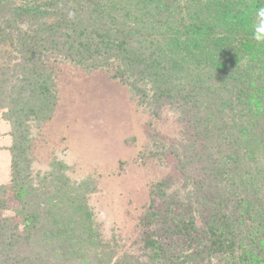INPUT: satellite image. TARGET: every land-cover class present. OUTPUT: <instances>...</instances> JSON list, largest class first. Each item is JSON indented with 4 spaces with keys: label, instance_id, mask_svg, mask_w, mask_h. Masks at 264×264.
<instances>
[{
    "label": "trees",
    "instance_id": "16d2710c",
    "mask_svg": "<svg viewBox=\"0 0 264 264\" xmlns=\"http://www.w3.org/2000/svg\"><path fill=\"white\" fill-rule=\"evenodd\" d=\"M74 1L82 4L77 18L67 11L68 2L57 1L49 3L58 17L54 24L39 23L34 30H18L17 36L1 33L11 24L0 26L1 43L9 40L32 51L20 73L21 81L34 85V94L27 97L33 113L46 117L52 108L51 59H66L84 69L112 68L113 77L139 93L154 111L161 105L180 111L196 135L177 166L185 168L198 155L206 163L198 177H184L185 194L178 189L166 194L176 176L155 185L152 193L162 195L166 204L144 217L150 218L145 226L152 221L156 226L144 237L150 259L159 264H264V42L244 31L236 42L246 43L240 52L230 46L233 39H212L211 32L215 24L225 25L219 16L227 13L229 4L240 1ZM249 1L258 9L264 5V0ZM209 5L215 9L213 16L200 10ZM42 9L38 5L27 13L49 14ZM150 33L156 38L150 40ZM25 110L33 114L31 107ZM89 182L82 181L81 188ZM190 184L195 188H188ZM53 200L46 211L27 214L31 218L24 220L30 223L21 230L0 221V264H60L50 251L57 243L70 248L75 237L68 234L79 228L64 215V205ZM78 209L87 219L91 216L84 205ZM89 239H81L79 250Z\"/></svg>",
    "mask_w": 264,
    "mask_h": 264
},
{
    "label": "rangeland",
    "instance_id": "374dc122",
    "mask_svg": "<svg viewBox=\"0 0 264 264\" xmlns=\"http://www.w3.org/2000/svg\"><path fill=\"white\" fill-rule=\"evenodd\" d=\"M57 1L68 2L67 11L77 18L82 4L74 0H0V26L11 24L1 33L17 36L18 30H34L39 23H56L58 17L49 3ZM239 1L229 4L223 15L220 4L215 5L225 25L215 24L211 32L212 39L227 35L233 39L230 46L242 52L246 43L236 42L244 31L258 34L255 39L264 42V5L258 9L253 1ZM38 5L49 14L27 13ZM214 8L200 10L213 16ZM150 35V40L156 38ZM29 57L32 51L26 46L21 50L9 40L0 42V221L6 228L14 225L21 230L30 223L27 214L46 211L54 196L59 206L64 205V215L79 228L68 234L75 237L70 248L57 243L50 251L60 264H99L101 260L104 264H159L150 259L144 244L155 222L147 227L144 220L150 222V218L144 217L165 207L162 195L152 193L158 182L176 176L179 179L166 194L175 189L185 194L184 177L203 172L206 162L199 155L183 169L176 163L196 129L186 115L168 105L157 107V112L151 109L139 93L113 77L116 70L84 69L66 59L49 61L55 75L54 99L51 96L48 106L52 108L46 117L35 114L32 103H27L34 85L31 80L21 81L20 73L23 59ZM30 107L33 114L25 110ZM86 180L90 182L82 189L80 183ZM81 204L91 215L88 219L78 209ZM27 216L29 220H24ZM75 216L81 220L76 222ZM84 222L89 227L82 228L85 234H81ZM196 223L201 224L198 216Z\"/></svg>",
    "mask_w": 264,
    "mask_h": 264
}]
</instances>
